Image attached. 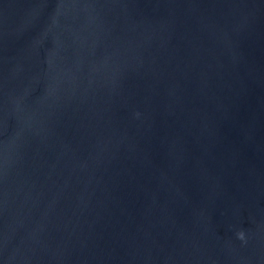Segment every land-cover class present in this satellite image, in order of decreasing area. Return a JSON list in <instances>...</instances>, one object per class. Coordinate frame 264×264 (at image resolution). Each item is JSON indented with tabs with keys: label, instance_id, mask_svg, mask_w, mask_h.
<instances>
[{
	"label": "water",
	"instance_id": "1",
	"mask_svg": "<svg viewBox=\"0 0 264 264\" xmlns=\"http://www.w3.org/2000/svg\"><path fill=\"white\" fill-rule=\"evenodd\" d=\"M0 264H264V0H0Z\"/></svg>",
	"mask_w": 264,
	"mask_h": 264
},
{
	"label": "clouds",
	"instance_id": "2",
	"mask_svg": "<svg viewBox=\"0 0 264 264\" xmlns=\"http://www.w3.org/2000/svg\"><path fill=\"white\" fill-rule=\"evenodd\" d=\"M239 238H240V239H243V235L241 234Z\"/></svg>",
	"mask_w": 264,
	"mask_h": 264
}]
</instances>
